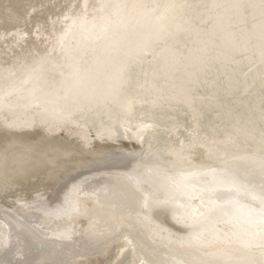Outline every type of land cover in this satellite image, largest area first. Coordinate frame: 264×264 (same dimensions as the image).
Returning <instances> with one entry per match:
<instances>
[{"label": "bare ground", "instance_id": "6f19581e", "mask_svg": "<svg viewBox=\"0 0 264 264\" xmlns=\"http://www.w3.org/2000/svg\"><path fill=\"white\" fill-rule=\"evenodd\" d=\"M0 264H264V0H0Z\"/></svg>", "mask_w": 264, "mask_h": 264}]
</instances>
